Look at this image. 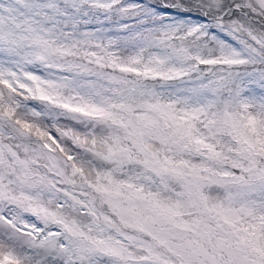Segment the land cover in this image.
I'll list each match as a JSON object with an SVG mask.
<instances>
[{
  "label": "snow or ice",
  "instance_id": "6c2138e0",
  "mask_svg": "<svg viewBox=\"0 0 264 264\" xmlns=\"http://www.w3.org/2000/svg\"><path fill=\"white\" fill-rule=\"evenodd\" d=\"M0 264H264V0H0Z\"/></svg>",
  "mask_w": 264,
  "mask_h": 264
}]
</instances>
